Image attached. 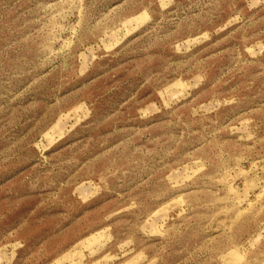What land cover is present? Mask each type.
Returning <instances> with one entry per match:
<instances>
[{"label": "rangeland", "instance_id": "1", "mask_svg": "<svg viewBox=\"0 0 264 264\" xmlns=\"http://www.w3.org/2000/svg\"><path fill=\"white\" fill-rule=\"evenodd\" d=\"M0 264H264V0H0Z\"/></svg>", "mask_w": 264, "mask_h": 264}]
</instances>
